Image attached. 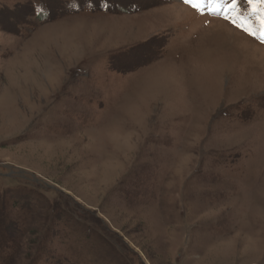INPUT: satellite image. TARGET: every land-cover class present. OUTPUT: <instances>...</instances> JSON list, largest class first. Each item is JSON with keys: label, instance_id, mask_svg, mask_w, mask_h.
<instances>
[{"label": "rangeland", "instance_id": "obj_1", "mask_svg": "<svg viewBox=\"0 0 264 264\" xmlns=\"http://www.w3.org/2000/svg\"><path fill=\"white\" fill-rule=\"evenodd\" d=\"M0 264H264V42L183 0H0Z\"/></svg>", "mask_w": 264, "mask_h": 264}, {"label": "snow or ice", "instance_id": "obj_2", "mask_svg": "<svg viewBox=\"0 0 264 264\" xmlns=\"http://www.w3.org/2000/svg\"><path fill=\"white\" fill-rule=\"evenodd\" d=\"M183 3L190 5L196 11L206 9L210 15H220L248 35L264 42V0H247L249 15L256 18V24H253L248 17L241 19L238 15L225 14L238 13V0H183Z\"/></svg>", "mask_w": 264, "mask_h": 264}, {"label": "bare ground", "instance_id": "obj_3", "mask_svg": "<svg viewBox=\"0 0 264 264\" xmlns=\"http://www.w3.org/2000/svg\"><path fill=\"white\" fill-rule=\"evenodd\" d=\"M182 9H183V8H182ZM223 28H224V27H223ZM224 29H225L226 31H229V32L233 33L234 35H236V36L239 38L240 41H244L245 43H248L247 40H246L243 36H241L240 34L234 32V31H232V30H229V29H227V28H224ZM221 36H222L221 38H223V37L225 38L224 35H221ZM248 44H249V43H248ZM228 57H229V56H227V58H228ZM227 58H226V59H227ZM226 59H225V60H226ZM228 60H229V59H228Z\"/></svg>", "mask_w": 264, "mask_h": 264}]
</instances>
